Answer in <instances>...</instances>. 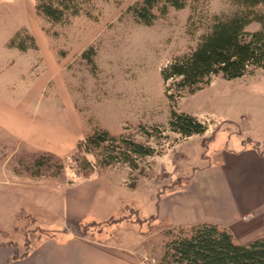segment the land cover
<instances>
[{"label": "rangeland", "instance_id": "374dc122", "mask_svg": "<svg viewBox=\"0 0 264 264\" xmlns=\"http://www.w3.org/2000/svg\"><path fill=\"white\" fill-rule=\"evenodd\" d=\"M137 1L89 0L88 13L51 23L38 16L35 0H0V242H20L27 251L72 226L78 235L87 229L86 236L118 246L140 264H158L167 227H174L159 215L163 194L180 189L215 194L208 172L220 150L238 151L249 143L264 152L263 69L233 79L217 75L176 101L167 96L161 74L173 57L195 47L214 13L232 9L230 0H185L183 8L168 6L164 14L155 8L152 24L129 9ZM24 28L40 35L51 61L39 48L9 46ZM91 46L93 60L83 56ZM172 108L196 115L208 129L191 136L171 130ZM15 110L28 122L26 138L9 123ZM39 119L61 134L46 130ZM98 127L156 152L138 156L137 167L119 158L100 163L85 146L78 148ZM59 141L63 148L55 149ZM114 145L122 151L123 143ZM42 151L56 157H45L39 172L33 162ZM86 161L93 167L86 168ZM89 177L101 183L92 219L67 224L64 190ZM261 210L264 221V202ZM153 214L160 223L149 219ZM255 217L250 211L243 219Z\"/></svg>", "mask_w": 264, "mask_h": 264}, {"label": "trees", "instance_id": "16d2710c", "mask_svg": "<svg viewBox=\"0 0 264 264\" xmlns=\"http://www.w3.org/2000/svg\"><path fill=\"white\" fill-rule=\"evenodd\" d=\"M161 1L163 4L159 6ZM88 4L89 0H35V10L38 16L51 23H62L82 12L88 13ZM230 4L231 10L211 16L208 29L200 35L193 49L173 57L161 69L170 100L176 101L184 92H196L217 75L233 79L253 73L258 68L264 70V0H230ZM168 6L183 8L185 0H139L129 9L141 22L152 24L157 16L154 9L158 8L164 14ZM252 23H258L259 27L251 29ZM9 46L20 50L39 48L35 36L26 28L14 34ZM95 53L91 46L83 52V56L93 60L92 54ZM169 127L184 136H191L205 133L208 124L192 113L172 108ZM117 142L123 143L122 151L116 149L118 145L114 144ZM248 145L259 150L257 144ZM82 146L98 156L100 163L105 165L113 164L114 158H119L137 167L135 160L138 156L156 152L151 145L124 135H114L102 127L86 135L78 148ZM102 154L103 157H100ZM45 157L56 156L42 151L40 156L35 157L33 164L40 169L39 172L45 165ZM84 164L86 168L93 167L87 161ZM157 218L153 214L149 219L160 223ZM82 235H87V229L82 230ZM165 235L158 264H264V233L241 243L228 227L200 222L187 230L184 226L167 227Z\"/></svg>", "mask_w": 264, "mask_h": 264}, {"label": "crops", "instance_id": "0c3cea01", "mask_svg": "<svg viewBox=\"0 0 264 264\" xmlns=\"http://www.w3.org/2000/svg\"><path fill=\"white\" fill-rule=\"evenodd\" d=\"M35 36L44 60L51 61V55L46 52L40 35ZM13 116L16 119L9 123L19 135L26 138V117L20 110L13 111ZM19 117L23 120L17 121ZM39 122L46 130L61 134L57 127L44 119H39ZM62 146L59 141L55 149ZM217 155V162L212 164L208 172L209 180L215 184L213 191L216 195L209 191L202 194L195 189H180L171 194H163L159 215L169 218L168 226L217 223L231 229L238 242H248L261 236L264 229L261 210L264 202V152L245 146L238 151L222 149ZM91 179L89 177L82 185L75 184L64 190L65 223L78 224L82 220L92 219L90 214L101 183ZM250 211H256V217L250 221L244 220L243 216ZM56 232L41 238L36 246H31L27 251H21L26 246L20 242H0V264H140L121 252L118 246L78 235L72 226Z\"/></svg>", "mask_w": 264, "mask_h": 264}]
</instances>
